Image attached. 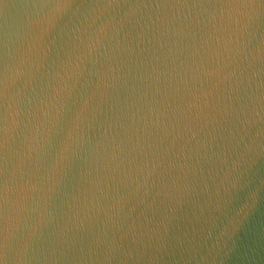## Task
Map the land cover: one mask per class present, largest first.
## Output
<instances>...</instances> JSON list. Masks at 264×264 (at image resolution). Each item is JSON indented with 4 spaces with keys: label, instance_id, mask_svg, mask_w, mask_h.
Wrapping results in <instances>:
<instances>
[{
    "label": "water",
    "instance_id": "water-1",
    "mask_svg": "<svg viewBox=\"0 0 264 264\" xmlns=\"http://www.w3.org/2000/svg\"><path fill=\"white\" fill-rule=\"evenodd\" d=\"M0 264H264V0H0Z\"/></svg>",
    "mask_w": 264,
    "mask_h": 264
}]
</instances>
